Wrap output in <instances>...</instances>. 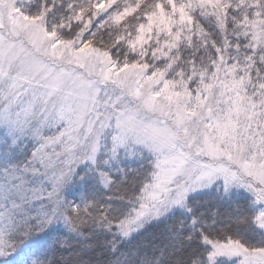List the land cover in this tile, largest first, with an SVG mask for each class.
I'll return each instance as SVG.
<instances>
[{
  "label": "rangeland",
  "instance_id": "obj_1",
  "mask_svg": "<svg viewBox=\"0 0 264 264\" xmlns=\"http://www.w3.org/2000/svg\"><path fill=\"white\" fill-rule=\"evenodd\" d=\"M127 147L158 162L129 233L216 184L264 199V0H0V257L16 224L5 197L27 190L13 212L29 240L81 264L63 195L88 172L114 196ZM219 257L264 264L231 243Z\"/></svg>",
  "mask_w": 264,
  "mask_h": 264
},
{
  "label": "trees",
  "instance_id": "obj_2",
  "mask_svg": "<svg viewBox=\"0 0 264 264\" xmlns=\"http://www.w3.org/2000/svg\"><path fill=\"white\" fill-rule=\"evenodd\" d=\"M181 74L191 81L194 92L199 74L184 58ZM157 163L151 151L127 147L113 158L112 167L120 178L114 196L106 197L97 176L88 172L67 188L62 198L64 214L72 232L90 247L81 264H235L224 257L213 258V247L227 243L248 252H264V219H259L264 199L258 201L249 192L225 190L219 184L189 196L183 209L144 222L132 233L124 231L123 227L134 225V213L153 187ZM11 165L18 168L20 164L14 160ZM19 200V196H6L2 205L11 210L16 224L0 264H51L38 243L29 240L19 212H13L20 208L23 200Z\"/></svg>",
  "mask_w": 264,
  "mask_h": 264
}]
</instances>
